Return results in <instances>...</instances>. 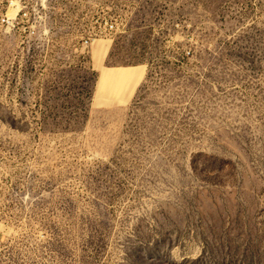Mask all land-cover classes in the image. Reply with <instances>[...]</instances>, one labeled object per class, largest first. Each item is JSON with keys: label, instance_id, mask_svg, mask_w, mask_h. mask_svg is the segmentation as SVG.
<instances>
[{"label": "rangeland", "instance_id": "374dc122", "mask_svg": "<svg viewBox=\"0 0 264 264\" xmlns=\"http://www.w3.org/2000/svg\"><path fill=\"white\" fill-rule=\"evenodd\" d=\"M15 1L0 264H264V0Z\"/></svg>", "mask_w": 264, "mask_h": 264}, {"label": "built area", "instance_id": "2783aa9c", "mask_svg": "<svg viewBox=\"0 0 264 264\" xmlns=\"http://www.w3.org/2000/svg\"><path fill=\"white\" fill-rule=\"evenodd\" d=\"M5 2V7L3 8L6 12L5 17H3L4 22L7 24H10L11 21L14 20L15 16H19V13L24 12L23 10L20 11L21 6L19 5L18 1L15 0H1L0 4L3 5ZM18 9V12L15 14V16H11L10 12H13V10ZM22 16H26L25 13H23ZM20 16V18L22 17ZM91 22L93 24L92 30L87 31V36L84 37L82 40L83 45L85 48H88L91 46L92 41H97L101 38H107L112 37L115 35L120 27L117 21L114 20H106L101 19L100 17L93 16L91 19Z\"/></svg>", "mask_w": 264, "mask_h": 264}, {"label": "bare ground", "instance_id": "6f19581e", "mask_svg": "<svg viewBox=\"0 0 264 264\" xmlns=\"http://www.w3.org/2000/svg\"><path fill=\"white\" fill-rule=\"evenodd\" d=\"M11 16H15V12L14 13H12V15Z\"/></svg>", "mask_w": 264, "mask_h": 264}]
</instances>
